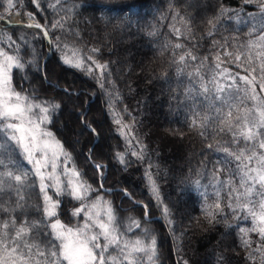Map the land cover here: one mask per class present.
I'll list each match as a JSON object with an SVG mask.
<instances>
[{"label":"trees","instance_id":"obj_1","mask_svg":"<svg viewBox=\"0 0 264 264\" xmlns=\"http://www.w3.org/2000/svg\"><path fill=\"white\" fill-rule=\"evenodd\" d=\"M191 1L19 0L14 9L18 15L9 16L6 0H0L3 19L39 23L52 36L49 46L40 30L1 27L7 24L0 20L1 39L4 31L10 32L23 60L35 54V63L26 64L23 71L12 70V85L37 103L59 105L51 114L49 131L95 189L90 200L102 196L125 225L133 217L144 227L147 213L153 219L146 226L157 242L155 264H211L210 259L212 264H264V242L251 231V216L247 210L234 214L228 207L229 203L237 205L238 194L244 203L243 192L248 187L241 185L237 168L241 162L235 155L264 153L259 148L264 129L253 128L260 133L254 141L239 135L259 119L257 105L264 101L260 87L264 83V41L259 39L264 35V0ZM58 20L63 28H53ZM25 33L36 38L26 36L20 42ZM64 46L78 50L85 69L91 67L92 72L64 64ZM49 49L52 57L45 61ZM181 55L185 57L182 62ZM89 56L106 66L103 76ZM242 76L253 84L243 85ZM51 78L61 80L66 92L71 86L70 95L51 89L55 85L50 84ZM101 79L103 88L98 83ZM253 94L260 101L252 100ZM70 96L78 98L79 109L73 115L65 114ZM70 115L84 131L79 144L71 140L69 130L64 135L67 125H60ZM103 132L110 142L101 147ZM141 150L142 160L131 154ZM117 153L124 155L123 164ZM16 163L30 169L20 157ZM96 164L102 165L99 170ZM255 164L253 159L249 166ZM146 171L152 173L162 205L150 191ZM35 179L30 174L28 182ZM259 191L257 186L255 194ZM176 194L179 201L173 199ZM181 199L189 208L184 218ZM15 202L14 196L6 201L13 207ZM41 203L38 188L28 189L25 208L14 213L16 223L43 220ZM217 203L220 208H215ZM77 206V201L63 196L59 219L71 227L82 224L83 215H71ZM162 206L169 210L168 219ZM6 217L0 212V219ZM241 229L249 230L247 236ZM48 231L40 224L31 235L45 241ZM126 234L136 237L141 233L134 229ZM244 239L251 242L250 247L244 246Z\"/></svg>","mask_w":264,"mask_h":264},{"label":"snow or ice","instance_id":"obj_2","mask_svg":"<svg viewBox=\"0 0 264 264\" xmlns=\"http://www.w3.org/2000/svg\"><path fill=\"white\" fill-rule=\"evenodd\" d=\"M18 2L19 0H6L5 11L9 16L18 15L14 12ZM2 19L3 16H0V20ZM32 19V15L29 14V21ZM27 26L41 29L43 35L48 37V31L39 23L30 22ZM56 27L63 28V24L58 20L53 25V28ZM259 39L264 41V35ZM0 43L14 47L13 53L0 47V169H3L0 171V212L7 214L5 219H0V264H155L157 242L151 229L146 226L150 223L147 218L145 217L144 227L141 226L140 220L133 217H129L125 225L124 221H118L109 201H105L99 195L90 200L89 197L95 189L83 179L79 170L74 166L69 167L70 154L55 139L51 131L42 127L51 123V114L59 105L48 102L35 103L29 96L16 91L13 87L12 70L23 71L26 64L35 63V54H32L31 60H23L20 55V46L10 36ZM27 43L25 41V45ZM175 47L180 48L181 45L176 44ZM93 51L97 50L93 49ZM71 52V55L67 51L64 53L63 63L90 74L92 68L85 69L78 50H71ZM88 59L92 60V57L89 56ZM184 59L185 57L181 55L180 61ZM92 63L101 70V76H103L106 66L98 64L95 60H92ZM240 79L249 85L253 84V80L247 76H242ZM98 83L103 88L102 79L98 80ZM260 87L264 89V83H261ZM204 90L207 91V88ZM221 90L217 88L218 92ZM250 98L257 99L254 94ZM262 105L264 101L257 105L259 119L253 127L247 128L246 131L241 130L239 133L245 141H254L260 134L253 128L264 129V106ZM115 122L122 128L126 127L120 119H116ZM91 131L95 130L91 129ZM123 134L121 132V135ZM259 148L264 149V140L259 141ZM131 154L140 160L144 158L142 150L139 153L133 151ZM116 155L119 162L123 164L124 155L121 153ZM229 155L233 154L229 153ZM16 157L26 161L27 165H31V169L25 170L21 164L16 163ZM234 158L241 162L237 165L241 173V185L247 183L249 186L243 192L245 202H239L238 194L237 205L233 207L229 203L228 207L232 208L234 214L237 210H247L253 221L251 231L257 232L260 240L264 242V192L260 193L262 198L259 201V211H256V202L250 199L256 185L264 189V153L257 155L253 151L245 156L244 152H240ZM253 159L256 166L250 167ZM10 165H14V168ZM94 167L97 170L101 168L98 164ZM30 174L36 178L32 183L28 182ZM145 175L150 191L158 205H162L152 173L146 171ZM30 188H38L42 201L39 208L43 220L31 223L24 220L18 225L14 213L17 209L25 208V193ZM13 196L16 198L14 207L6 203ZM54 196L57 199H54ZM62 196L78 202V206L71 215L73 217L83 215V223L79 226L71 227L59 219L60 200L58 198ZM220 207L219 203L215 205V208ZM161 210L165 219H168V208L162 206ZM208 215L214 218L212 212H208ZM168 223L171 224V220H168ZM40 224L49 229L45 233L47 236L45 241H40L31 235L33 229H38ZM134 229H139L141 234L132 238L126 237V233ZM241 231L247 236L249 230L241 229ZM38 235L39 232H37ZM243 243L246 248L250 247L251 242L248 239H244Z\"/></svg>","mask_w":264,"mask_h":264},{"label":"rangeland","instance_id":"obj_3","mask_svg":"<svg viewBox=\"0 0 264 264\" xmlns=\"http://www.w3.org/2000/svg\"><path fill=\"white\" fill-rule=\"evenodd\" d=\"M188 3H192V1L191 0H188ZM28 17H29V15H28ZM1 27H4V26H2L1 25ZM3 36H5L4 37V39L7 37V36H10L11 37V34H10V32H5L4 31V34H3ZM26 36H33V39H35L36 38V36L35 35H33V34H31V33H25V36H23V40L21 39V41L20 42H23L24 40H25V37ZM4 39H1L0 38V41H2V40H4ZM12 40H13V38H12ZM16 43H17V41H15ZM3 45H4V50L5 51H7L6 50V47H8L9 48V46H8V44H6V43H0V47L2 46L3 47ZM13 49H14V47H12ZM71 50H76V49H72V48H70L69 46H67V47H63V55H64V53L67 51L68 52V54L69 55H71L72 54V52H71ZM14 51V50H13ZM13 51H8L9 53H13ZM63 55H62V60H63ZM80 57H81V55H79ZM82 59V58H81ZM84 61V60H83ZM84 65H85V61H84ZM240 82L243 84V85H247V83L245 82V81H243L242 79H240ZM50 84H55V85H51L50 87H51V89H57L58 91H60V92H63L64 90H65V85H64V83L61 81V80H57V79H55V78H51V83ZM57 84V85H56ZM249 85V84H248ZM249 86H251V85H249ZM73 88L70 86L69 87V90H67V92L69 93V95H70V93H71V90H72ZM64 92H66V91H64ZM66 92V93H67ZM82 95H83V93H82ZM70 99H69V101H67L66 102V104H65V114H71V115H73L75 112H77L78 111V109H79V105H78V98H76V97H72V96H70L69 97ZM256 100H258V101H260V99L257 97V99ZM34 101V100H33ZM35 102V101H34ZM35 103H37V102H35ZM38 104H43V103H38ZM67 112V113H66ZM71 115L70 116H68V117H66V116H64V118H63V120L60 122V125H67V129H64V135H69V133L67 132L68 130H69V132H72L71 134H73L71 137V140L72 141H76V143H78L79 144V142H77V141H79L80 139H81V137H83V135H84V131L81 129V127L77 124V122H76V120L73 118V117H71ZM49 124L50 123H48V124H45V125H42V127H44V128H46L47 130H49ZM167 124V123H166ZM166 131V130H165ZM168 134L170 133L168 130L166 131ZM54 136V135H53ZM55 137V136H54ZM55 139L56 140H58L56 137H55ZM59 141V140H58ZM60 142V141H59ZM110 142V140H109V138H108V136H107V133L106 132H103L102 133V146L101 147H104L107 143H109ZM61 143V142H60ZM183 147V146H182ZM172 161V160H171ZM26 162V161H25ZM27 164V163H26ZM30 169H31V165H27ZM73 165L71 164V160H70V162H69V167H72ZM102 166V165H101ZM254 166H256V164L254 165ZM253 166V167H254ZM60 169H58V171H59ZM249 186V185H248ZM257 186L259 187V185H256L255 186V188L253 189V191H252V194H251V199L253 200V201H255L256 202V204H255V207H256V211H259V201L261 200V195H260V193H262V192H264V189H261V191H259L258 192V195H257V193L255 194V189L257 188ZM177 193H179V191H177ZM49 194L51 195L52 194V192L50 191L49 192ZM125 196H127L128 197V194H125ZM177 196V197H176ZM176 196L173 198V199H175V200H177L178 199V197H179V194H176ZM255 196H257V199L255 198ZM63 197V196H62ZM62 197H59L58 199L60 200V205H61V203H62ZM54 199H57V197H53ZM184 200V199H183ZM182 199H181V201H180V205H181V208H180V213H181V215H182V217L184 218V216H186L187 217V215H189V208L186 206V204L184 203V201H183ZM75 201V200H74ZM106 201V200H105ZM177 201H179V200H177ZM139 205L140 206H143L144 208H145V205H143V204H141V203H139ZM117 219H118V217H117ZM183 220V219H182ZM118 221H119V219H118ZM122 221V220H121ZM83 223V222H82ZM189 225V224H188ZM122 230V229H121ZM123 231V230H122ZM126 237H128V238H132V237H130L128 234H126ZM212 261H214V260H212V259H210V263L212 264ZM208 263H209V257H208Z\"/></svg>","mask_w":264,"mask_h":264},{"label":"water","instance_id":"obj_4","mask_svg":"<svg viewBox=\"0 0 264 264\" xmlns=\"http://www.w3.org/2000/svg\"><path fill=\"white\" fill-rule=\"evenodd\" d=\"M46 30V29H45ZM48 40H49V35H48V37H46ZM51 57V54H50V56L48 57V58H50ZM107 192H111V191H107Z\"/></svg>","mask_w":264,"mask_h":264}]
</instances>
